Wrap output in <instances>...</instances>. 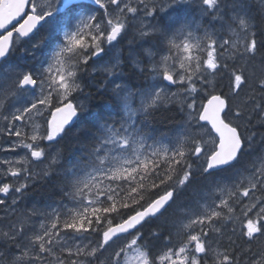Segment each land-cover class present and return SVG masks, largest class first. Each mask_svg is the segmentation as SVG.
<instances>
[{
    "label": "snow or ice",
    "instance_id": "snow-or-ice-1",
    "mask_svg": "<svg viewBox=\"0 0 264 264\" xmlns=\"http://www.w3.org/2000/svg\"><path fill=\"white\" fill-rule=\"evenodd\" d=\"M259 5L0 0V264H264ZM100 75L113 103L94 112ZM167 105L180 120L156 135ZM83 116L65 168L60 141ZM53 175L61 199L25 204Z\"/></svg>",
    "mask_w": 264,
    "mask_h": 264
},
{
    "label": "trees",
    "instance_id": "trees-1",
    "mask_svg": "<svg viewBox=\"0 0 264 264\" xmlns=\"http://www.w3.org/2000/svg\"><path fill=\"white\" fill-rule=\"evenodd\" d=\"M128 74H130V72H128ZM139 80H140L139 77L135 78V81H139ZM220 87L223 88L225 92L227 91V80L226 79L221 81ZM91 101L93 105V110L96 109V112H103L105 108H107L109 105L104 100V96H102V98L97 97L96 95L93 97V94H92ZM166 108L172 109L171 105H167ZM178 116L179 115L176 113L175 109H172L170 111L163 110L157 114V123H155L153 126L154 128L159 130V133L161 130H168L175 126L174 123L176 121L180 120V116L179 117ZM80 124H81L80 127L78 128L74 127L70 129L67 132L66 136L60 141L59 147L61 149L63 148V152L65 151L67 153L66 154L64 152V162L63 163L65 164L64 165L65 168L70 166L69 161H71L74 156L78 157L81 154L82 142L86 140L85 136L88 137L90 131L92 130V126H91L89 118H86L85 120L83 119L80 122ZM79 128H81L82 131ZM62 179L63 177L61 175H53L47 181L43 183H39L34 188H32L29 192V196H31L33 201H42V200L55 201L56 199L61 198L62 194L60 192V185H61ZM156 227L157 226L154 223H151L146 227V230H148L149 228H156Z\"/></svg>",
    "mask_w": 264,
    "mask_h": 264
},
{
    "label": "rangeland",
    "instance_id": "rangeland-1",
    "mask_svg": "<svg viewBox=\"0 0 264 264\" xmlns=\"http://www.w3.org/2000/svg\"><path fill=\"white\" fill-rule=\"evenodd\" d=\"M253 3L256 5V7H254V9L255 8H257V9H255V11L253 10V15H256V16H259V8H260V5H259V0H253ZM128 52V51H127ZM126 55H127V53H126ZM130 76H132V77H134L135 78V75L133 74V73H130ZM102 94H103V92H101ZM104 96V95H103ZM11 155V154H10ZM3 157L2 156H0V159H2ZM18 158V157H17ZM185 197H188V193L186 192L185 193ZM52 202H54V201H50V202H48V203H42V202H40V201H32L31 203H29V204H27L28 206H32V205H37V206H41V207H43L44 205H46V204H49V203H52ZM26 204V203H25ZM170 212L172 211L171 209L169 210ZM154 223V222H153ZM157 224H159V221H157Z\"/></svg>",
    "mask_w": 264,
    "mask_h": 264
},
{
    "label": "flooded vegetation",
    "instance_id": "flooded-vegetation-1",
    "mask_svg": "<svg viewBox=\"0 0 264 264\" xmlns=\"http://www.w3.org/2000/svg\"><path fill=\"white\" fill-rule=\"evenodd\" d=\"M125 69H127V70H134L131 64H128V66H127ZM134 71H135V70H134ZM134 71H131V72H134ZM134 73H136V72H134ZM95 95H96L97 97H100V98H102V96L104 95V100L106 101L107 104L110 105V104L113 103V101H112V97H111V95H110L109 93H103V94H102L101 92L98 93L96 87H95V93H93V97H94ZM109 105H108V106H109ZM96 106H97V105H96ZM94 112H96V109H94Z\"/></svg>",
    "mask_w": 264,
    "mask_h": 264
},
{
    "label": "bare ground",
    "instance_id": "bare-ground-1",
    "mask_svg": "<svg viewBox=\"0 0 264 264\" xmlns=\"http://www.w3.org/2000/svg\"><path fill=\"white\" fill-rule=\"evenodd\" d=\"M130 73H133V74L135 75V78H137L138 75H139L138 73H134V72H130ZM131 77H132V76H131ZM132 78H134V77H132ZM87 80H88V79H87ZM94 93H95V92H94ZM94 103H95V102H94ZM106 106H107V105H106ZM166 107H167V106H166ZM171 107H172V106H171ZM103 108H104V106H103ZM105 109H106V108H105ZM168 109H170V108H168ZM172 109H173V108H172ZM101 110H102V109H101ZM162 111H163V110H162ZM176 113H177V112H176ZM164 114H165V113H164ZM178 117H179V116H178ZM178 120H179V119H178ZM171 124H172V123H171ZM174 124H175V123H174ZM80 125H81V124H80ZM89 126H90V125H89ZM81 127H82V126H81ZM79 129L82 131L81 128H79ZM83 130H84V129H83ZM71 131H72V130H71ZM81 131H80V132H81ZM87 131H88V130H87ZM87 131H86V132H87ZM78 132H79V131H78ZM78 132H77V133H78ZM84 132H85V131H84ZM82 133H83V132H82ZM88 133H89V132H88ZM85 134H86V133H85ZM85 138H87V136H85ZM67 143H68V142H67ZM77 149H78V148H77ZM62 150H63V148H62ZM64 152H65V151H64ZM65 153H66V152H65ZM66 154H67V153H66ZM64 165H65V164H64ZM47 187H48V186H47ZM45 189H46V188H45Z\"/></svg>",
    "mask_w": 264,
    "mask_h": 264
}]
</instances>
